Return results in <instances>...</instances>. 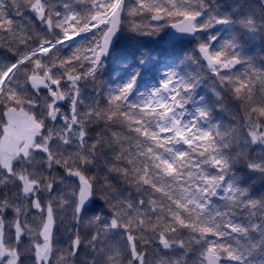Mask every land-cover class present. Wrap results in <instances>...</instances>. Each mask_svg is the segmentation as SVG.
<instances>
[{"label": "snow or ice", "instance_id": "6c2138e0", "mask_svg": "<svg viewBox=\"0 0 264 264\" xmlns=\"http://www.w3.org/2000/svg\"><path fill=\"white\" fill-rule=\"evenodd\" d=\"M0 264H264V0H0Z\"/></svg>", "mask_w": 264, "mask_h": 264}, {"label": "trees", "instance_id": "16d2710c", "mask_svg": "<svg viewBox=\"0 0 264 264\" xmlns=\"http://www.w3.org/2000/svg\"><path fill=\"white\" fill-rule=\"evenodd\" d=\"M257 47H258V45H257ZM257 187H258V190H259V188H260L261 186H260V185H258ZM97 203L102 205V203H103V202H102V201H100V200L97 198Z\"/></svg>", "mask_w": 264, "mask_h": 264}]
</instances>
